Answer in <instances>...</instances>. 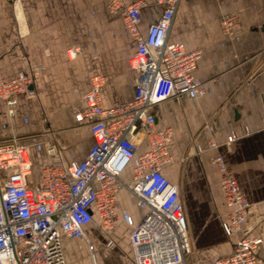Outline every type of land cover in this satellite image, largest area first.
I'll return each mask as SVG.
<instances>
[{
    "label": "crops",
    "instance_id": "crops-1",
    "mask_svg": "<svg viewBox=\"0 0 264 264\" xmlns=\"http://www.w3.org/2000/svg\"><path fill=\"white\" fill-rule=\"evenodd\" d=\"M108 1L20 0L14 5L0 0L1 76L11 79L23 73L34 91L16 95L12 115L0 98V138L16 137L28 146L35 183L50 162L82 161L91 148L89 127L74 117L91 75L104 77L105 107L133 97L136 73L129 60L135 40L121 16L109 12ZM143 1L140 32L145 34L163 5ZM226 15L239 18L238 39L222 32L220 19ZM169 40L188 50H202L194 75L204 83L205 92L172 97L151 107L150 113L159 128L172 131L168 148L174 163L166 171L180 185L192 240L193 252L185 262L212 264L230 255L244 233L264 238V0H180ZM73 48L78 51L70 57L68 49ZM231 132L238 136L227 143ZM210 141L217 143L215 149ZM49 146L55 154H48ZM146 148L143 144L140 151ZM217 155L250 205L242 230L231 237L221 226L230 207L213 162ZM131 176L129 165L120 178L128 181ZM5 179L0 172V183ZM117 199L114 229L104 231L94 216L84 228L85 238L63 239L67 264H134L127 218L138 223L145 210L126 189Z\"/></svg>",
    "mask_w": 264,
    "mask_h": 264
},
{
    "label": "built area",
    "instance_id": "built-area-1",
    "mask_svg": "<svg viewBox=\"0 0 264 264\" xmlns=\"http://www.w3.org/2000/svg\"><path fill=\"white\" fill-rule=\"evenodd\" d=\"M19 1L11 0L14 5ZM157 1L163 11L145 34L140 32L143 0L107 3L109 12L121 16L135 40L129 65L136 79L131 100L105 107L101 95L104 77H89L81 108L74 111L76 122L88 126L93 137L84 160L68 164L54 160L42 168L35 183L28 146L16 137L0 138V172L6 174L0 183V264H67L63 239L85 238L84 228L94 216L104 231L114 229L121 189L129 191L137 206L145 210L138 223L127 218L132 226L134 264H186L185 257L193 252V245L181 188L166 171L174 163L168 148L172 131L157 126L150 108L185 93L205 92L204 83L194 75L202 50H188L182 43L169 40L180 0ZM238 26L236 15L220 19L222 32L235 39ZM77 51L68 49V54L74 57ZM19 93L34 94L31 79L23 73L3 79L0 73V98L10 115ZM244 133L248 134V129ZM237 136L231 132L227 143ZM143 144L147 148L140 151ZM209 145L217 147L214 141ZM47 152L53 155L56 149L49 146ZM213 162L221 172V189L230 207L221 226L231 237L242 230L250 205L223 157L217 155ZM129 165L132 176L124 181L120 175ZM212 264H264L263 235L244 233L230 255Z\"/></svg>",
    "mask_w": 264,
    "mask_h": 264
},
{
    "label": "rangeland",
    "instance_id": "rangeland-1",
    "mask_svg": "<svg viewBox=\"0 0 264 264\" xmlns=\"http://www.w3.org/2000/svg\"><path fill=\"white\" fill-rule=\"evenodd\" d=\"M35 171V170H34Z\"/></svg>",
    "mask_w": 264,
    "mask_h": 264
}]
</instances>
